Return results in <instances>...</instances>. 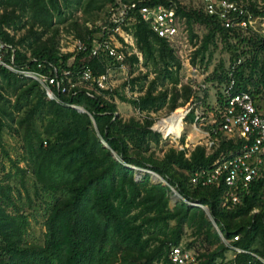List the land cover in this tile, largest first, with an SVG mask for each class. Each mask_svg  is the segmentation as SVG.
<instances>
[{
	"label": "trees",
	"instance_id": "16d2710c",
	"mask_svg": "<svg viewBox=\"0 0 264 264\" xmlns=\"http://www.w3.org/2000/svg\"><path fill=\"white\" fill-rule=\"evenodd\" d=\"M116 1L0 0L2 61L45 75L56 73L65 85L64 92L53 88L58 101L47 99L35 79L0 65V154L15 168L19 183L28 171L51 197L42 242H26V216L18 211L11 197V186L0 180V264H173L168 258L169 247L180 245L185 226L193 230V237L199 238L202 246L192 264H263L258 258L264 260V205L259 199L264 174L253 180L246 191L238 192L239 201L230 208L225 207L230 193L225 185L199 186L190 182L193 171L236 154L238 139L215 130L210 133L217 139L209 150L201 144L188 152L167 147L159 156L151 144H158L161 131L150 118L122 119L114 101L97 94L99 87L95 83L93 89L69 87V82H78L77 72L82 68L93 77L103 74L111 58L102 53L92 56L88 49L61 53L58 25L66 22L78 38L86 40L94 30L82 29L78 18L71 19L72 13L81 9L85 20L96 16L91 13L93 9H101L106 3L115 6ZM118 1L171 5L190 39L195 36L192 25H202L204 32L192 58L218 37L230 54L229 65L238 60L231 75L233 90L246 91L257 109L264 107V36L250 28L223 27L203 11L199 0L198 6L184 5L180 0ZM228 1L239 3L251 17L264 16V0ZM132 28L145 62L150 61L157 73L142 95L117 94L119 98L127 99L139 111H156L165 104L169 110L175 108L160 120L163 126L191 97L205 104V90L199 96L189 84H183L177 91L180 61L172 42L156 36L141 20ZM129 56L124 60L126 64L128 59L137 62L135 55ZM65 70L70 73L67 77L61 76ZM225 75L226 70L213 73L210 81L221 85ZM145 76L146 73L131 78L129 88L137 78L141 81ZM164 81L171 84L168 98ZM157 85L163 88L155 91ZM139 86L140 90L141 82ZM216 100L221 105L220 93ZM190 118L188 113L186 119ZM7 137L18 142L16 159L7 155ZM135 168L150 170L165 183H150L148 173L136 181ZM169 187L181 198L172 208L168 207ZM233 236L237 239L231 241ZM222 239L245 252L234 253ZM194 241L183 248L189 250ZM227 251L232 252L228 261Z\"/></svg>",
	"mask_w": 264,
	"mask_h": 264
},
{
	"label": "built area",
	"instance_id": "2783aa9c",
	"mask_svg": "<svg viewBox=\"0 0 264 264\" xmlns=\"http://www.w3.org/2000/svg\"><path fill=\"white\" fill-rule=\"evenodd\" d=\"M199 2L202 4L203 11L208 15H213L225 28L236 27L240 30H246L250 27L251 15L235 1L199 0ZM102 18L94 22V32L88 35L86 40L75 39L73 41L71 51L88 49L92 56H97L100 53L109 56L111 65L108 69L125 71L126 62L124 60L126 56L130 55V52L124 50L133 46L135 38L132 27L137 21L141 20L147 23L156 36L167 41H172L179 31V24L171 5L145 6L138 5L137 2L122 3L117 0L115 6H108ZM3 47L4 45L0 42V65L17 75L35 79L43 89L47 99L58 101L53 88L59 89L60 92L65 91V85L58 74L45 75L27 68L16 67L11 63L6 64L1 57ZM237 62L238 60L226 69L225 81L221 84L220 90L221 105L215 106L217 111H214L215 107H212L211 111H199L198 107L201 106V101L191 97L188 102L186 101L181 106L182 114L179 118L177 133L166 132L164 123L160 125L161 129L157 126L165 135L179 139L183 120L189 113L191 118L186 120L190 123L191 129L196 133L203 134L205 140L202 143L196 142L190 145L186 141L175 142L179 149H185L187 152L198 144L203 145L206 150L211 149L217 138L211 136L210 132L215 130L220 131L227 138L240 141L236 154L225 159H217L209 167L197 169L190 175V182L193 185H225L230 192L225 199L226 208L238 203L237 193L246 191L253 180L262 173L264 174V107L257 109L246 91L235 92L233 90L234 80L231 75L234 64ZM69 74V71L65 70L61 76L67 77ZM107 74L105 71L103 74L93 77L88 69L82 68L77 72L76 79L78 82L92 81L101 88L102 81H105ZM73 86H75V82H69V87ZM189 86L193 93L199 90L198 87L196 90V87L190 83ZM199 86L204 88L203 83ZM127 87V96L135 97L136 95L132 96L129 86ZM259 199L264 205V186L260 191ZM236 239L237 236H233L231 241ZM222 242L234 253L245 252L224 239ZM168 258L173 264H192L195 259L192 253L181 245H171ZM258 259L264 264V260Z\"/></svg>",
	"mask_w": 264,
	"mask_h": 264
},
{
	"label": "rangeland",
	"instance_id": "374dc122",
	"mask_svg": "<svg viewBox=\"0 0 264 264\" xmlns=\"http://www.w3.org/2000/svg\"><path fill=\"white\" fill-rule=\"evenodd\" d=\"M184 5H192L198 6V0H180ZM260 1V0H256ZM257 2V3H258ZM110 3H106L104 7L101 9H93L91 13H96V16H91L88 19H83L84 13H82L81 9L75 10L72 13L71 19L78 18V23L82 26L84 30H92L94 22L98 19L101 20L103 18V14L105 10L108 8ZM83 16V17H82ZM250 22V29L255 33L261 34L264 36V16H252L249 20ZM67 23H61L58 25V49L61 53L72 52V44L75 39L78 38L72 31V29L67 28ZM179 31L177 36L172 39V45L175 48V53L180 61V68L178 70V83L175 84V87L178 92H180V87L183 84H191L192 86L197 87L199 90H195L197 95H202L201 89L207 92L205 104H202L198 107L199 111H209L207 107H215L218 105L216 100V96L220 93L222 85H218L216 81H210V76L215 73L221 72V70L225 71L226 68L229 66L230 63V54L224 48L223 43L219 40L218 37L215 38V41L209 42L203 49L200 50L197 56L192 58V51L195 49L199 43L201 35L203 34L204 30L202 25L200 24H193L192 31L194 33V37L191 39L189 38L187 29L185 28L184 24L179 21L178 25ZM21 31V30H20ZM125 52L129 51L130 55H135L137 57V62L131 63L129 59L127 60L128 63L126 64L125 71L123 70H114L108 69L109 65H111V61L108 63L105 71H107V76L105 81H102V87L95 90L97 94H101L107 98H111L116 106V110L118 115L122 119H127L129 117L135 118H143L148 117L153 122L158 125L160 128V120L168 117L172 110H169L167 104H165L160 109L153 111L148 110L146 111H139L138 109L134 108L129 101L122 100L119 98V95H123L128 97L127 94V86H129L130 79L133 77H139L146 73L145 78H141V81L137 78L134 84L130 85V90L132 91L131 94L139 96L142 95L148 82L155 76L157 72H155L153 65L150 61L145 62L143 58L142 52L138 49L136 45V41L134 40L133 46L129 47ZM130 57V56H129ZM70 61V60H69ZM131 63V64H130ZM130 64V67L127 66ZM132 69V70H131ZM129 70L131 72H129ZM205 79V80H204ZM142 83L141 89L139 90V83ZM165 82V81H164ZM92 81L88 82H76V86H80L85 89H93ZM204 84V88H201L199 85ZM167 88V95L166 98L170 95L171 84L169 82H165L164 84ZM163 87L157 85L155 91L162 89ZM107 90V92H102ZM109 91V93H108ZM110 94V95H109ZM129 99V98H128ZM181 99L178 98L177 101ZM189 101V100H188ZM187 101V102H188ZM185 104V103H184ZM182 106V105H181ZM180 106V107H181ZM179 107V106H178ZM217 107V106H216ZM215 107V110H216ZM182 108V107H181ZM211 111V110H210ZM178 110L173 113L171 118L175 114H178ZM179 114L173 118V122L175 121L174 127H171V132L176 133L179 129L178 121H179ZM188 120V119H187ZM186 119L183 120L182 123V132L183 134V141H186L188 145L199 142L202 143L205 140V136L203 134H199L194 132L191 129L190 123H188ZM170 121V120H169ZM169 121L167 123H169ZM166 123V124H167ZM172 124V121H171ZM95 127V125H93ZM167 125L164 126V128ZM173 128V129H172ZM161 129V128H160ZM180 139V138H179ZM179 139L175 138L174 136L165 135L161 130V138L156 146L151 144V149L154 150L156 155L161 156L164 149L167 147H173L179 149L175 142L179 141ZM5 148L7 155L11 159H16L19 157V147L18 142L12 138H5ZM18 166L22 167L23 163L18 162ZM146 169L143 168H135L133 176L136 181H139L144 173H148L145 171ZM149 175V182L150 183H162V180H154L152 178V173H148ZM159 177V176H158ZM160 178V177H159ZM0 180L6 184L11 186L10 195L13 198L15 205L19 208V212L23 213L26 216L27 226L23 235V238L26 242H35L41 243L43 240V233H44V217L47 208L51 205V197L49 194L44 192L40 186L36 183L33 176L30 172H26L22 178V183L18 182V173L14 167H12L8 158L2 154H0ZM175 195H174V194ZM181 198L177 193L168 191V207L172 208L175 203L180 201ZM192 229L188 226L184 227L183 235L180 241V245L185 247L187 243L191 240L194 243L189 247V251L195 257V255L202 250V246L200 244V239L195 238L192 235ZM232 257V252L227 251L225 252V260L228 261ZM195 262V259H194ZM193 262V263H194Z\"/></svg>",
	"mask_w": 264,
	"mask_h": 264
},
{
	"label": "bare ground",
	"instance_id": "6f19581e",
	"mask_svg": "<svg viewBox=\"0 0 264 264\" xmlns=\"http://www.w3.org/2000/svg\"><path fill=\"white\" fill-rule=\"evenodd\" d=\"M179 112H178V114H179V116H181V114H182V110L181 109H179L178 110ZM177 114H175L174 116H173V118L176 116ZM173 118H171L170 119V121H169V123H167V124H165V125H167L165 128H164V130L166 131V132H170V133H174V132H171V127L172 126H174V123H175V121L173 122ZM180 118V117H179ZM171 121H172V124H171ZM164 125V126H165ZM178 127H179V121H178ZM177 133V132H176ZM152 178H154V180L156 179V180H161L157 175H155V174H152ZM174 194V193H173ZM175 195V194H174Z\"/></svg>",
	"mask_w": 264,
	"mask_h": 264
},
{
	"label": "water",
	"instance_id": "95a60500",
	"mask_svg": "<svg viewBox=\"0 0 264 264\" xmlns=\"http://www.w3.org/2000/svg\"><path fill=\"white\" fill-rule=\"evenodd\" d=\"M73 108H75L77 111H81V112H84V109H82L81 107H79V106H73ZM91 119V122H92V124L94 125V123H93V120H92V118H90ZM106 146V145H105ZM113 153V152H112ZM130 168H133L132 166H130ZM145 171H147L148 173H152V174H155V173H153L152 171H150V170H145ZM155 175H157V174H155ZM158 176V175H157ZM164 182V181H163ZM165 183V182H164ZM169 189L171 190V191H174L175 192V190L172 188V187H169ZM176 193V192H175ZM191 205H198V204H195V203H190ZM199 206V205H198ZM205 212L207 211V209H206V207L205 206H200ZM212 225L216 228V226H215V224L212 222Z\"/></svg>",
	"mask_w": 264,
	"mask_h": 264
}]
</instances>
